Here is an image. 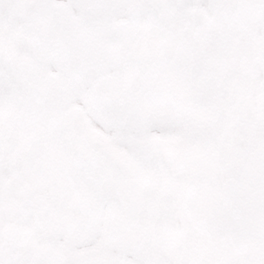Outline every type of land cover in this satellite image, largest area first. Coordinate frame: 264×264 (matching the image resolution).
<instances>
[{
  "label": "snow or ice",
  "instance_id": "obj_1",
  "mask_svg": "<svg viewBox=\"0 0 264 264\" xmlns=\"http://www.w3.org/2000/svg\"><path fill=\"white\" fill-rule=\"evenodd\" d=\"M0 264H264V0H0Z\"/></svg>",
  "mask_w": 264,
  "mask_h": 264
}]
</instances>
